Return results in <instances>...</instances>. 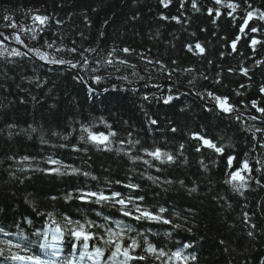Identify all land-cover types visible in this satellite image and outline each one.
<instances>
[{"label":"trees","instance_id":"trees-1","mask_svg":"<svg viewBox=\"0 0 264 264\" xmlns=\"http://www.w3.org/2000/svg\"><path fill=\"white\" fill-rule=\"evenodd\" d=\"M229 2L238 5L235 11ZM195 3L0 0V30L19 29L34 57L41 59L39 50L41 60L74 62L78 70L46 68L0 46V264L11 261L8 241L27 246L12 249L19 255L53 259L39 244L45 234L51 242L57 226L64 233L58 250L67 254L54 259L72 260L77 242L79 252L103 249L100 264H113L114 246L104 241L108 229H123L120 242L135 240L132 254L145 257L128 264H181L168 259L177 250L187 264H264V116L252 106L264 108V20L258 18L264 0ZM253 10L259 11L241 33ZM35 14L48 20L33 24ZM253 39L260 43L253 46ZM217 96L232 110H221ZM207 105L239 115L221 117ZM85 127L116 135L98 145ZM194 134L222 146L223 154ZM157 149L174 161L147 154ZM244 161L246 186L237 191L226 181ZM87 192L120 193L131 215L114 200L79 199ZM137 206L162 219L137 220ZM77 221L92 234L87 249L70 234ZM148 244L167 255L146 252Z\"/></svg>","mask_w":264,"mask_h":264},{"label":"snow or ice","instance_id":"snow-or-ice-1","mask_svg":"<svg viewBox=\"0 0 264 264\" xmlns=\"http://www.w3.org/2000/svg\"><path fill=\"white\" fill-rule=\"evenodd\" d=\"M161 4H163L165 7H167L170 3V0H160ZM183 3V0H182ZM216 4H221L222 0H215ZM193 8H197V5L195 3V0H193V4H192ZM226 7H228L229 9H232V11H235L236 8L238 7L237 4L235 3H227ZM199 10V9H197ZM212 9H209V14L212 13ZM259 10H253V11H249L247 13V17L244 20V24L241 26L240 31L241 33H243L245 31V26L248 25L249 21L252 20L254 18V15L256 12H258ZM232 12H229V15H231ZM216 15L219 16L220 12L217 9L216 10ZM162 18H166V17H162ZM259 19L264 20V12H259ZM5 19H9V17H5ZM33 19L35 21H38L40 24H44L47 20L48 17L46 16H40V15H35L33 17ZM172 19H176V17H172ZM11 26H15L14 24ZM252 32H256L257 29L256 28H252L251 29ZM0 35H2V33H0ZM7 38V37H6ZM33 39H35V37H33ZM239 39V37L237 38ZM17 41L19 42V37H17ZM252 45H256L257 43H260V41H257L255 39L252 40ZM233 49L235 50L236 47V43L235 41L233 42ZM196 48L199 49L200 53L204 52V49L197 44ZM31 50V49H30ZM189 50L191 51V47L189 48ZM72 51H75V49H73ZM124 52H128L130 51L129 49L125 48L123 49ZM37 54L40 55L41 59H46V57L42 54H40L39 50H36ZM15 55H20L19 52H14ZM110 62V61H109ZM50 63H59V64H64L66 63L63 60H51ZM70 63V62H68ZM71 66L73 68L76 67L75 64H71ZM246 72V70H245ZM99 77H96L95 80L98 82L99 81ZM261 92L264 93V87L261 88ZM209 95H212L211 93H209ZM146 98V97H145ZM173 99V97L169 96L164 102L168 103ZM219 107L221 108V110L225 111V112H229L232 110L231 106L227 104V98H221V97H215ZM252 106L256 109L257 112L261 113L262 116H264V108L258 107L257 106V102L253 101L252 102ZM257 117H252V119H256ZM152 124H155L156 121L155 120H151ZM84 132L88 133V137L87 139L96 143V144H106V142L109 141V137L116 135V133L114 132H108L107 134L105 133H93L89 128L85 127L83 128ZM173 131H175V129H173ZM257 131H260V129H257ZM82 139H84L83 137H81ZM194 138L199 139L202 141L204 146H207L209 149L214 150L217 154H223L224 152V148L222 146H217L214 142H212L209 139H206L202 136L196 135L194 134ZM181 147H183V145H181ZM200 149L197 148V151H199ZM149 156L154 157L157 160H161V162H163V157H166L167 160L169 162H173L174 161V157L168 153H161V151L159 149H157L154 152H148L147 153ZM24 159H27V157H25ZM235 159V157L233 156H229L227 163L228 166L231 168L232 164H233V160ZM52 164H58L59 161H50ZM147 163V161H146ZM249 167H248V162L244 161L242 162V167L241 169H237L236 171H233L230 173V178L229 180L226 181V183H230L233 185L234 189H236L237 191H240L241 189H243L246 186V178L241 174L242 171H248ZM51 171H55V172H59V169H52ZM73 172H76V169L72 170ZM85 175H87V173H85ZM128 187H136L135 185H128ZM194 190V189H193ZM120 193H112L111 196H106L103 193H96V192H87V193H82L81 196L79 197V199L82 200H86L88 198L91 197H95L97 202H101V201H108V200H114L115 203H118L122 206V210H123V214L125 216L131 215V213L129 211H127V201H125L124 199H119L120 197ZM67 198H71V194H69V196ZM142 199V197L140 198ZM136 211L139 212L140 214L138 216H136L135 218L137 220L139 219H152V220H161L162 217L160 215H154L153 213L149 212L146 209H140L138 206L136 208ZM165 210L163 208L160 209V212H164ZM49 215H51L49 213ZM67 219V218H65ZM169 221L164 220V223H168ZM69 224H72L73 222L69 219L68 220ZM76 224L78 225L76 228H72L70 229V234L71 236L76 240V241H83V247L84 249L88 248V241H90L93 237L92 234L85 231V225L84 224H80L78 221L76 222ZM89 227H91L92 225L89 224ZM0 231H3L2 229H0ZM121 232H123V229H121ZM121 232H113L111 229H108L107 231V235H108V239L105 240L104 242L106 244H110L114 246V250L111 253V256L108 258L109 260L113 261V264H128L129 261H133V260H143L145 259L144 256H134L132 254V252H134L135 248L138 247L137 242L135 240L132 241V243L130 245H123L120 242V237H121ZM64 233L62 231V229L57 226L54 234L51 237V242H47V234H45V242H41L39 244V247L42 250H51L50 251V256L55 258L59 255V250L57 245L61 242L62 237H63ZM249 235H251V233H249ZM114 237H116L117 239H114ZM73 247H75V245H73ZM185 247H189V245H185ZM16 248V249H20L21 251H27V246L26 245H21L19 243L17 244H13L11 241L7 242V251L10 253L9 255V259L13 260V261H30L31 264H56L55 259H41L39 256H31V255H19L16 252H13L12 249ZM146 252L150 253V254H157V258L159 257H164L167 254L162 250V249H157L155 248L153 245L148 244L147 248L145 249ZM5 253V249L0 248V256H3ZM104 255V251L103 249L97 247L95 248L92 252H81L80 254V259L83 260L84 257H87L89 260L93 261V264H100V260L101 257H103ZM123 257V260H120L119 262H117L116 258L117 257ZM168 259L170 261L175 260L177 262H181V264H187L189 257L185 256L183 254L182 251L177 250L173 253H171V255L168 257ZM192 260H195L196 257L192 256L191 257ZM67 264H78V262H73V261H68Z\"/></svg>","mask_w":264,"mask_h":264},{"label":"rangeland","instance_id":"rangeland-1","mask_svg":"<svg viewBox=\"0 0 264 264\" xmlns=\"http://www.w3.org/2000/svg\"><path fill=\"white\" fill-rule=\"evenodd\" d=\"M35 15H36V14H35ZM35 15H34V16H35ZM13 32L18 33V32H19V29H14ZM3 37H4L5 39H7V38H6V37H7L6 35H4ZM13 38H15V36H14Z\"/></svg>","mask_w":264,"mask_h":264},{"label":"water","instance_id":"water-1","mask_svg":"<svg viewBox=\"0 0 264 264\" xmlns=\"http://www.w3.org/2000/svg\"><path fill=\"white\" fill-rule=\"evenodd\" d=\"M49 67H51V66H49ZM69 66L68 65H66V66H64L63 68H68Z\"/></svg>","mask_w":264,"mask_h":264}]
</instances>
